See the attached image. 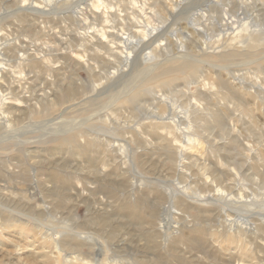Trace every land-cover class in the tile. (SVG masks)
<instances>
[{"label": "rangeland", "instance_id": "rangeland-1", "mask_svg": "<svg viewBox=\"0 0 264 264\" xmlns=\"http://www.w3.org/2000/svg\"><path fill=\"white\" fill-rule=\"evenodd\" d=\"M61 1L41 14L19 8L47 0H0V62L9 64L0 65V94L9 93L0 111L8 120H0V264H264V221L240 210L264 207V0H191L176 20L166 0ZM224 12L252 35L233 42L218 25ZM192 14L201 35L187 24ZM175 23L187 24L177 35L184 50L167 35ZM166 24L143 51L152 58L128 66L119 40L110 52L79 37L107 42L105 27L135 39ZM83 186L93 195L77 194ZM221 192L254 204L229 206ZM237 217L249 225L231 227ZM77 233L105 247L98 253Z\"/></svg>", "mask_w": 264, "mask_h": 264}, {"label": "bare ground", "instance_id": "bare-ground-1", "mask_svg": "<svg viewBox=\"0 0 264 264\" xmlns=\"http://www.w3.org/2000/svg\"><path fill=\"white\" fill-rule=\"evenodd\" d=\"M61 0H47V2H48V4H45V6H43V5H40V3L38 4V3H33V2H31V3H29V4H23L22 6H20V8H19V10H24V11H30V12H35V13H41V14H46V13H49V9L51 8V4L53 5V4H55V3H58V2H60ZM79 1V0H78ZM97 1V0H96ZM98 1H104V0H98ZM97 1V2H98ZM113 1V0H112ZM112 1H108L110 4H112L113 2ZM118 1V0H117ZM117 1H116V3H117ZM134 1V3H135V0H133ZM167 1V3H168V9L166 10L167 11V13H168V17H170L171 19H173V20H176V18H180V16L183 14V12H184V10L186 11V9L183 7V5L185 4V3H189L191 0H166ZM232 1V0H231ZM235 1H237V2H239V4H240V6H244L245 5V3H244V1H246V0H235ZM38 2H40V1H38ZM62 2V1H61ZM104 2H107V0L106 1H104ZM125 2V1H124ZM124 2L122 1V3L124 4ZM140 2H142V1H140ZM218 2V0H211L210 1V3L212 4V3H217ZM41 3H42V1H41ZM94 3V2H93ZM93 3H92V5L91 6H93L94 7V5H93ZM115 3V4H116ZM121 3V2H120ZM139 3V2H138ZM143 3H145V1L143 2ZM147 3V2H146ZM156 3V2H155ZM43 4V3H42ZM85 4V3H84ZM102 4V3H101ZM118 4V3H117ZM117 4H116V6H117ZM153 4V3H152ZM72 5V4H71ZM77 5V4H76ZM75 5V6H76ZM80 5V4H79ZM83 5V4H82ZM100 5V4H99ZM109 5V4H108ZM107 5V6H108ZM120 5V4H119ZM141 5V4H140ZM146 5V4H145ZM166 5V4H165ZM182 5V6H181ZM46 6H48V9H47V7ZM90 6V7H91ZM96 7L98 6V4L96 3V5H95ZM109 6H111V5H109ZM120 6H123L122 4L120 5ZM139 6V5H138ZM142 6V5H141ZM186 6V5H185ZM191 6V5H190ZM45 7H46V9H45ZM57 7V6H56ZM68 7V6H67ZM83 7H84V5H83ZM88 7V6H87ZM106 7V6H105ZM115 7V6H114ZM66 8V7H65ZM98 8V7H97ZM103 8V7H102ZM107 8V7H106ZM113 8V7H112ZM142 8H144V6H142ZM141 8V9H142ZM162 8H164L163 6H162ZM99 9V8H98ZM104 9V8H103ZM110 9V8H109ZM124 9V8H123ZM140 9V10H141ZM78 10V9H77ZM84 10V9H83ZM89 10V9H88ZM87 10V11H88ZM143 10V9H142ZM141 10V11H142ZM151 10V9H150ZM85 11V10H84ZM86 11V12H87ZM91 12H92V10H90ZM90 11L89 12H87V13H90ZM95 11V10H94ZM110 11L112 12V10L110 9ZM165 11V12H166ZM79 12H80V10L77 12V14H79ZM85 12V13H86ZM97 12V11H96ZM96 12H92L94 15L93 16H96V15H98V14H96ZM187 12V11H186ZM74 13H76V11L74 12ZM83 13L84 12H81V15H83ZM86 13V14H87ZM101 13H102V10H101ZM106 13H108V12H106ZM134 13V12H133ZM138 13V12H137ZM141 13V12H140ZM143 13H145V12H143ZM185 13V12H184ZM103 14H105V13H103ZM146 14V13H145ZM89 14H87V16H88ZM100 15V14H99ZM98 15V16H99ZM107 15V14H106ZM105 15V16H106ZM109 15V14H108ZM142 15V14H141ZM147 15V14H146ZM167 15V14H166ZM77 16V15H76ZM84 16V15H83ZM92 16V15H91ZM92 16V17H93ZM101 16V15H100ZM104 16V15H103ZM104 16V17H105ZM138 16V15H137ZM148 16V15H147ZM183 16V15H182ZM192 16V18H190V20H187L186 22H187V24H190V26H192V30L193 31H195L196 33H198V34H200L201 35V33H204L203 32V29L202 28H199V27H197L196 26V24H194V23H192V21H193V19H194V17H196L195 16V14L193 15H191ZM78 17H79V15H78ZM92 17H90V18H92ZM102 17V16H101ZM108 17V16H107ZM138 17H140V16H138ZM150 17V16H149ZM166 17V16H165ZM184 17V16H183ZM200 17H201V15H200ZM88 18V17H87ZM111 18V17H110ZM135 18V17H134ZM185 18H186V16H185ZM198 18V16L196 17V19ZM86 19V18H85ZM101 19V18H100ZM102 19H104L105 20V18H102ZM189 19V18H188ZM196 19L194 20V21H196ZM221 20L220 21H218V25H219V28L220 27H222V28H227L226 30H230V33H232L233 35H232V37H231V40L234 42L235 40H238V38H240L241 37V35L243 36L244 34H247V37H250L251 35H252V32L250 31V29H249V26L247 25V23H246V25L245 26H236V25H239V21L238 20H234L232 17H231V15H228L226 12H224V16L222 17V18H220ZM109 20V19H108ZM112 20V19H111ZM80 21V20H79ZM105 21H107V20H105ZM137 21V20H136ZM135 21V22H136ZM148 21V20H147ZM165 21V20H164ZM178 21V20H177ZM110 22H112V21H110ZM182 22H183V20H182ZM138 23V22H137ZM166 23V22H165ZM181 23V22H180ZM180 23H178V24H176L175 23V25H177V26H175V28H173L171 31H169V34H167V32H168V25L166 24V25H160V26H158V25H156V26H151L150 28H147L146 29V31L144 32V34H142V36H141V38H135L134 36V38L135 39H131V36L132 35H130L129 36V32H128V35H121V36H118V35H115L114 33H111V32H107V31H104L105 29V27L102 29L101 28V37H104L106 40H107V42H105V41H103V39H101V38H99V36L97 37L95 34H91V33H89L88 31H86V32H83V34L81 33V36L79 35V37H80V39L82 40L81 41V43L82 42H84L83 40H87L86 38H89L88 40H94L95 39V43H92L91 41V43L94 45V46H97V48L98 49H107V50H110V52H112V50H113V48L116 50V49H119V47H118V45H116L114 42L116 41V40H119L118 41V43H121V45H123V49L125 50L124 51V55H123V61L125 62V65L126 66H128V64H130L131 63V61H132V59L134 58V59H142V60H149V59H151L152 58V55H153V53H152V50H150V51H147V52H145V53H143V51H145L150 45H152V43L154 42V41H156L157 39H160L161 37H164L166 34L167 35H170L172 38H174L175 37V39H176V42L179 44V47H180V49H185V45H184V41H185V38L184 37H177V35L178 34H182V30H186V23H183V24H180ZM84 24V23H83ZM141 24V23H140ZM140 24L138 25L139 27H140ZM144 24V23H143ZM149 24V23H148ZM114 25V24H113ZM133 25H135V24H133ZM137 25V24H136ZM142 25V24H141ZM102 26V25H101ZM112 26V25H111ZM115 26V25H114ZM142 26H144V25H142ZM141 26V27H142ZM189 26V25H188ZM187 26V27H188ZM134 27V26H133ZM136 27V26H135ZM145 27V26H144ZM144 27H143V29H144ZM108 28V27H107ZM106 28V29H107ZM140 30H142L143 31V29L142 28H139ZM92 30H94V29H92ZM110 30V29H109ZM108 30V31H109ZM111 30H112V28H111ZM113 31V30H112ZM97 32V31H96ZM95 32V33H96ZM98 32H100V30L98 31ZM133 32H135V31H133ZM133 32H130V33H133ZM137 32V31H136ZM138 33H140V32H137V34ZM229 33V34H230ZM117 34V33H116ZM141 34V33H140ZM189 34V33H188ZM197 34V35H198ZM223 35H224V32L222 33ZM139 35V34H138ZM183 35V34H182ZM199 35V36H200ZM136 36V35H135ZM139 36V37H140ZM220 36H222L221 34H220ZM246 36V35H245ZM1 37V36H0ZM78 37V36H77ZM138 37V36H137ZM191 37V36H190ZM247 37H246V40H247ZM169 38V37H168ZM242 38H245L244 36L242 37ZM116 39V40H115ZM162 39V38H161ZM167 39V38H166ZM241 39V38H240ZM251 39V38H250ZM0 40H1V38H0ZM115 40V41H114ZM169 40V39H168ZM167 40V41H168ZM174 40V39H173ZM198 40H200V38H198ZM244 40V39H243ZM165 41V40H164ZM211 41V40H210ZM209 41V42H210ZM245 41V40H244ZM88 42V41H87ZM109 42H111L112 44L111 45H114V47L112 48H108V45H107V43H109ZM166 42V41H165ZM193 42L194 43H197V40H193ZM192 42V43H193ZM202 42V44H201V46H200V50L202 51V52H205L206 51V49L208 48L207 46H206V44H209V43H207L208 42V40L207 41H201ZM216 42V41H215ZM232 42V43H233ZM86 43V42H85ZM117 43V42H116ZM117 43V44H118ZM174 43V42H173ZM236 43H238V42H236ZM84 44V43H83ZM83 44H82V46H83ZM110 44V43H109ZM166 44V43H165ZM167 44H170V43H167ZM175 44V43H174ZM191 44V43H190ZM198 44V43H197ZM110 45V46H111ZM120 45V44H119ZM195 44H193V46H194ZM232 45V44H231ZM3 46V45H2ZM4 46H7V45H4ZM19 46V45H18ZM196 46V45H195ZM84 47L86 48V46L84 45ZM230 47V46H229ZM83 48V47H82ZM157 48V47H156ZM188 48V47H187ZM101 50V51H102ZM153 50H154V48H153ZM157 50V49H156ZM224 50H226V49H224ZM223 50V51H224ZM233 50V49H232ZM5 51H6V49H5ZM5 51H4V53H5ZM86 51V50H85ZM104 51V50H103ZM114 51V50H113ZM118 51V50H117ZM116 51V53H118ZM182 51V50H181ZM0 52H1V48H0ZM84 52V51H83ZM82 52V53H83ZM115 52V51H114ZM156 52V51H155ZM154 52V53H155ZM187 52H188V49H187ZM198 52V51H197ZM196 52V53H197ZM2 53V52H1ZM1 53H0V55H1ZM85 53V52H84ZM122 53V52H121ZM120 53V54H121ZM113 54V53H112ZM142 54V55H141ZM198 54H200V53H198ZM202 54V53H201ZM211 54V53H210ZM234 54V53H233ZM77 55V54H76ZM79 55H80V53H79ZM82 55V54H81ZM131 55H132V57H131ZM208 56H209V54H207ZM206 55V56H207ZM213 55V54H212ZM225 55V54H224ZM83 56V55H82ZM114 56V55H113ZM201 56V55H200ZM200 56H198V57H200ZM218 56V55H217ZM28 57V55L26 54V55H23L22 54V56L19 58V60L21 59V60H23L24 58L26 59ZM87 57V56H86ZM201 58V57H200ZM202 58H203V56H202ZM88 59V58H87ZM207 59H209V57L207 58ZM206 59V60H207ZM3 60V59H2ZM1 60V61H2ZM120 60V59H119ZM121 60V61H122ZM79 61V60H78ZM85 61V60H84ZM133 61H136V60H133ZM151 61V60H150ZM153 61V60H152ZM21 62V61H20ZM86 62V61H85ZM84 62V63H85ZM152 63V62H151ZM237 63V62H236ZM21 64V63H20ZM86 64V63H85ZM124 64V63H123ZM0 65H5L6 67H9V64H5V63H2V62H0ZM124 65V66H125ZM5 66H0V79H1V76H4V74L7 72L6 70H5ZM5 67V68H4ZM117 71L118 70H114V72H113V75L115 74V73H117ZM214 71V70H213ZM219 71V70H218ZM143 73V72H142ZM9 74V73H8ZM141 74V73H140ZM219 74V73H218ZM4 77H6V76H4ZM3 79V78H2ZM22 79H24V78H22ZM22 79H19V80H22ZM1 84V83H0ZM212 84V83H211ZM205 85V84H204ZM3 86V85H2ZM1 86V87H2ZM22 86V85H21ZM1 87H0V90H1ZM3 88V87H2ZM2 90H4V89H2ZM264 90V89H263ZM2 92V91H1ZM0 92V93H1ZM5 92V91H4ZM9 94V93H8ZM8 94H0V111L2 112V110L4 109V106L6 105L5 104V100L7 99V100H9V98L8 97H6ZM26 97H24V99H25ZM20 99V98H19ZM108 99V98H107ZM6 100V101H7ZM27 100V99H26ZM30 100V99H29ZM25 103H26V101H24ZM110 108V107H109ZM178 115V114H177ZM177 115H175V116H177ZM1 116H4V115H1ZM5 117V116H4ZM177 119L179 118L178 116L176 117ZM10 119V118H9ZM0 120H2L3 122L4 121H8L7 120V118L6 119H3V117L1 118L0 117ZM12 122V121H11ZM83 122V121H82ZM9 123V122H8ZM1 124V123H0ZM8 130V129H7ZM186 130V129H185ZM20 143V142H19ZM23 143H25L24 141H21V143L20 144H23ZM178 148V147H177ZM180 153H182V151L180 152ZM180 190H181V188H179ZM76 190V189H75ZM82 191H84L85 193H89V194H92L93 192H92V190H90L89 188H87V187H85V186H83L82 187V190H76V192H77V194L80 192V193H83ZM218 191H221V190H218ZM1 192V191H0ZM182 192H184V191H182ZM223 192V191H222ZM222 192L220 193V194H215V195H217L216 197H217V199H219V200H223L224 202H225V204L227 203V204H229V206H231V205H233V204H237L238 206H240L241 205V207H247L248 205H253L254 203L252 202V200L251 201H243L242 202V200L240 201V200H238V201H235L234 200V198H233V196H229L228 198H225V197H227V195L226 196H224V194L222 195ZM231 192V191H230ZM5 193V192H4ZM0 194H2V193H0ZM34 194V193H33ZM86 194V195H87ZM171 194V193H170ZM6 195V194H5ZM80 195V194H79ZM93 195V194H92ZM176 195V194H175ZM29 196H30V194H29ZM34 196V195H33ZM169 196V195H168ZM171 196H172V194H171ZM170 197V196H169ZM24 198V197H23ZM27 198V197H26ZM101 198V197H100ZM202 198V197H201ZM215 198V197H214ZM238 198H239V196H238ZM29 199V198H28ZM36 199V198H35ZM38 199V198H37ZM204 199V198H203ZM206 199V198H205ZM209 199H210V197H209ZM216 199V198H215ZM214 199V200H215ZM249 199V198H248ZM4 200V199H3ZM15 200V199H14ZM211 200V199H210ZM245 200V199H244ZM7 201V200H6ZM33 201V200H32ZM31 201V202H32ZM42 201V200H41ZM207 201V200H206ZM222 201V202H223ZM38 202H39V200H38ZM8 203V202H7ZM42 203V202H41ZM95 203H97L98 205H105L101 200H99L98 198H96L95 199ZM13 204V203H12ZM231 204V205H230ZM39 205V204H38ZM44 205V204H43ZM43 205H41L40 207L42 208V206ZM257 205V204H256ZM251 207V206H250ZM31 208V207H30ZM47 208V207H46ZM259 208H261V210H260V212H252V210H246V209H240V210H245V212L246 213H248V214H257L258 216H260L261 218H262V220L264 221V207H259ZM49 209V208H48ZM236 209V208H235ZM9 210V209H8ZM11 210V209H10ZM9 210V211H10ZM16 210V209H15ZM20 210V209H19ZM42 210H44V209H42ZM237 210V209H236ZM21 211V210H20ZM37 212L39 211L38 209L36 210ZM20 213V212H19ZM39 214V213H38ZM169 211L168 210H166V211H164L163 212V215L166 217V216H168L169 217ZM27 215V214H26ZM25 215V216H26ZM45 215V214H44ZM55 217H57V216H55ZM168 217L167 218H164L163 219V225L161 226V228H163V229H167L168 227H169V221H168ZM171 218V217H170ZM58 220V219H57ZM239 220H241V223H243L245 226H248L249 225V221L247 222V220H246V218H242L241 219V217H237V220H236V218L235 219H229V220H227V222H228V224L231 226V227H234L235 225H236V222H239ZM171 221V220H170ZM52 224V223H51ZM171 226V225H170ZM42 228H44V227H42ZM42 228H41V230H42ZM171 228V227H170ZM43 230H46L45 231V234H46V232L47 231H49V230H51V233H50V231H49V233H50V235L51 234H53V233H60V232H58V231H55V230H53V229H43ZM62 231V230H61ZM65 231V230H64ZM70 231V230H69ZM48 234V233H47ZM81 234L80 233H77L76 234V236H78V237H80V239H82V240H86V239H90V240H93L94 242H95V244L98 246V247H96L97 249V251H98V253H100V251H102L103 250V244H100V242H98L95 238H93V236H91V235H89V234H87V233H82V235L80 236ZM46 236V235H45ZM55 236H57V235H55ZM43 237V236H42ZM58 237V236H57ZM60 237H61V235H60ZM45 239H48L47 237L45 238ZM50 240V239H49ZM81 240V241H82ZM45 241V240H44ZM51 241V240H50ZM49 241V242H50ZM52 241L54 242V244H55V249L57 250L56 252H57V254L58 255H60V253L62 252V246L59 244V240L58 239H56L55 237L52 239ZM93 242V243H94ZM63 243V242H62ZM68 243V242H67ZM72 243V242H71ZM66 244V243H65ZM70 244V243H69ZM78 244V243H77ZM68 245V244H67ZM49 246V245H48ZM53 246V245H52ZM66 246V245H65ZM70 246H71V244H70ZM76 246V245H75ZM69 247V246H68ZM105 247V246H104ZM73 248H75V247H73ZM75 251V250H74ZM77 252H78V249H77ZM70 254V253H69ZM68 254V255H69ZM78 255V254H77ZM93 255V254H92ZM46 256H48V255H46ZM76 256V255H75ZM80 256H81V254H80ZM85 256V255H84ZM94 256V255H93ZM50 257V256H49ZM77 257V256H76ZM82 257V256H81ZM72 258H73V256H72ZM78 258V257H77ZM82 259V258H81ZM5 260V259H4ZM70 260H71V258H70ZM73 260V259H72ZM71 260V261H72ZM77 260V259H76ZM66 261V260H65ZM79 261H80V259H79ZM91 261H93V259H90L89 258V260H86L85 261V263L87 264V263H89V264H91L92 262ZM67 262V261H66ZM70 262V261H69ZM82 263V262H81ZM13 264H15V263H13ZM83 264V263H82ZM93 264H95V263H93Z\"/></svg>", "mask_w": 264, "mask_h": 264}]
</instances>
